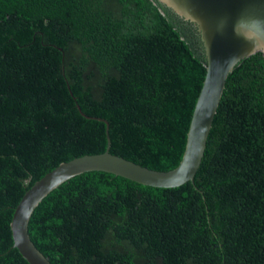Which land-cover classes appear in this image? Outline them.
<instances>
[{"label":"trees","instance_id":"trees-1","mask_svg":"<svg viewBox=\"0 0 264 264\" xmlns=\"http://www.w3.org/2000/svg\"><path fill=\"white\" fill-rule=\"evenodd\" d=\"M206 62L197 26L158 0H0V264H30L11 229L25 192L108 136L115 155L177 167ZM29 232L53 264H264V55L229 75L194 183L84 172Z\"/></svg>","mask_w":264,"mask_h":264},{"label":"water","instance_id":"water-1","mask_svg":"<svg viewBox=\"0 0 264 264\" xmlns=\"http://www.w3.org/2000/svg\"><path fill=\"white\" fill-rule=\"evenodd\" d=\"M158 1L197 26L207 59V73L193 112L183 157L174 169H152L111 153L108 136L105 152L60 163L25 192L11 222L14 246L30 264H53L36 246L29 232L35 208L52 190L78 174L105 171L155 187L194 183L229 75L243 59L256 53L264 55V0Z\"/></svg>","mask_w":264,"mask_h":264}]
</instances>
